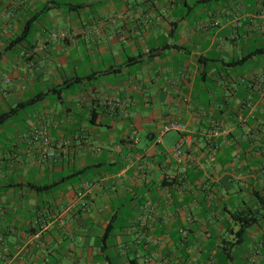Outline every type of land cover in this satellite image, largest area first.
Returning <instances> with one entry per match:
<instances>
[{"label":"crops","instance_id":"1","mask_svg":"<svg viewBox=\"0 0 264 264\" xmlns=\"http://www.w3.org/2000/svg\"><path fill=\"white\" fill-rule=\"evenodd\" d=\"M263 15L0 0V264H264Z\"/></svg>","mask_w":264,"mask_h":264},{"label":"built area","instance_id":"2","mask_svg":"<svg viewBox=\"0 0 264 264\" xmlns=\"http://www.w3.org/2000/svg\"><path fill=\"white\" fill-rule=\"evenodd\" d=\"M182 128L183 127L181 124L175 123V122L165 124L161 128L160 132L158 133V137L160 138L163 134H165L171 130L182 131ZM33 133L35 136H37L38 138L41 139V144L46 149V151H44V157L55 158L56 157V149L54 148V145H53L50 137L48 136V133L46 132V130L39 129V128L35 127L33 129ZM217 133H218V130H216V129L212 132V134H217ZM127 137H128L130 144H133V145L137 144L138 139L136 137V132L134 130H132L128 134ZM191 145H192V141H191L190 137L186 136V137L181 138L173 146V148L170 150V156L176 161L177 164H180L182 162V159L184 158L185 152L191 148ZM263 158H264V153H263ZM181 170H182L181 175L183 176L185 170H184V168H182ZM122 174H123V171H120L117 174H115V176L121 177ZM165 174L168 176L169 171H167ZM182 180L183 179H181V181ZM94 186H95L94 182L88 181V182L83 183L80 190L77 193L78 198L84 199V198L88 197L91 194ZM177 189L179 190V188H177Z\"/></svg>","mask_w":264,"mask_h":264},{"label":"trees","instance_id":"3","mask_svg":"<svg viewBox=\"0 0 264 264\" xmlns=\"http://www.w3.org/2000/svg\"><path fill=\"white\" fill-rule=\"evenodd\" d=\"M261 51V50H260ZM264 51V50H263ZM19 107H22V105H18L16 108L12 109L10 113L15 112ZM7 116V115H6ZM5 116H3L2 118H4ZM117 162H115L114 164L108 165V167H112L113 165H116ZM119 166V165H118ZM120 167V166H119Z\"/></svg>","mask_w":264,"mask_h":264}]
</instances>
